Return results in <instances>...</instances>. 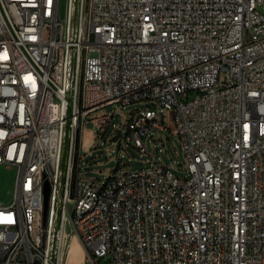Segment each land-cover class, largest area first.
Segmentation results:
<instances>
[{
    "label": "built area",
    "instance_id": "1",
    "mask_svg": "<svg viewBox=\"0 0 264 264\" xmlns=\"http://www.w3.org/2000/svg\"><path fill=\"white\" fill-rule=\"evenodd\" d=\"M76 2L0 0V264H63L67 226L84 264H264V0ZM142 100L125 139L144 153L160 106L187 175L78 180L89 113Z\"/></svg>",
    "mask_w": 264,
    "mask_h": 264
},
{
    "label": "rangeland",
    "instance_id": "2",
    "mask_svg": "<svg viewBox=\"0 0 264 264\" xmlns=\"http://www.w3.org/2000/svg\"><path fill=\"white\" fill-rule=\"evenodd\" d=\"M67 0H59V11L65 16ZM148 101H138L127 105L112 103L91 111L88 119L80 130L78 161V180L97 178L104 180L119 175L122 171L144 169L153 164V160L167 166L177 177H185L186 159L181 148L179 137L176 135L175 123L170 112L157 107L162 121L167 126L162 131L152 130L145 139L144 153L137 149L132 141H127L124 135L125 120L135 108H145ZM107 117L100 125L98 119ZM120 131L116 141L110 138ZM15 169L9 165L0 167V203H6L11 197ZM65 238L61 249L63 264H84L87 253L75 236L70 226L66 227ZM103 264H108L104 261Z\"/></svg>",
    "mask_w": 264,
    "mask_h": 264
},
{
    "label": "water",
    "instance_id": "3",
    "mask_svg": "<svg viewBox=\"0 0 264 264\" xmlns=\"http://www.w3.org/2000/svg\"><path fill=\"white\" fill-rule=\"evenodd\" d=\"M74 13L76 11L77 8V2L76 0H74ZM75 17V14L74 16ZM120 137V132L118 131L115 135H113L110 138V141H116L118 138ZM49 193H50V184L48 182V180L44 179L43 181V220H45L46 218V213H47V207H48V199H49ZM57 231V225L54 227V232H53V239H52V243H51V254L54 253V249H55V234Z\"/></svg>",
    "mask_w": 264,
    "mask_h": 264
},
{
    "label": "bare ground",
    "instance_id": "4",
    "mask_svg": "<svg viewBox=\"0 0 264 264\" xmlns=\"http://www.w3.org/2000/svg\"><path fill=\"white\" fill-rule=\"evenodd\" d=\"M60 256H61V254H60Z\"/></svg>",
    "mask_w": 264,
    "mask_h": 264
}]
</instances>
